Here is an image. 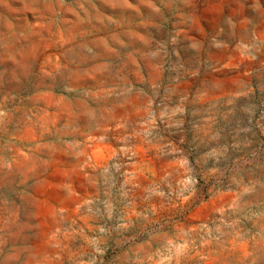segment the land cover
<instances>
[{
	"label": "clouds",
	"instance_id": "clouds-1",
	"mask_svg": "<svg viewBox=\"0 0 264 264\" xmlns=\"http://www.w3.org/2000/svg\"><path fill=\"white\" fill-rule=\"evenodd\" d=\"M0 264H264V0H0Z\"/></svg>",
	"mask_w": 264,
	"mask_h": 264
}]
</instances>
